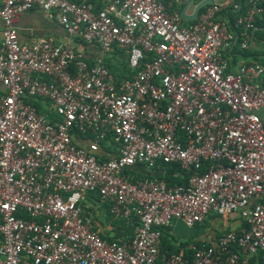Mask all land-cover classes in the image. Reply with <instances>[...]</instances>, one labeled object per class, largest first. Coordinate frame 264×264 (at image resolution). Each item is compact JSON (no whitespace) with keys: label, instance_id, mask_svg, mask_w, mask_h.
<instances>
[{"label":"built area","instance_id":"obj_1","mask_svg":"<svg viewBox=\"0 0 264 264\" xmlns=\"http://www.w3.org/2000/svg\"><path fill=\"white\" fill-rule=\"evenodd\" d=\"M200 1L0 0V264H264V0L181 17ZM32 9L65 40L21 41ZM173 163L184 183L160 177ZM89 196L126 238L94 227ZM233 213L160 246L174 219Z\"/></svg>","mask_w":264,"mask_h":264},{"label":"crops","instance_id":"obj_2","mask_svg":"<svg viewBox=\"0 0 264 264\" xmlns=\"http://www.w3.org/2000/svg\"><path fill=\"white\" fill-rule=\"evenodd\" d=\"M32 13H40L44 17H46L45 13L39 9H32L19 15L15 20V26L17 27L19 39L21 41H27L30 40L31 37L40 35H53L58 40H65L60 27L55 23L54 20L48 19L47 17L46 19L43 17V19H41L40 21L35 20L31 24H27L26 19L30 18ZM19 21H24L23 28L17 26ZM138 170L145 174L154 173L153 170H147L144 168H138ZM88 209L90 211L94 227L100 231L103 237L126 238L129 232V224L121 221L120 219L112 218L108 214L106 206L104 204H100L96 199L89 196ZM173 221H180L181 223H183L178 219H174ZM168 232L173 238H176L171 234L169 228Z\"/></svg>","mask_w":264,"mask_h":264},{"label":"trees","instance_id":"obj_3","mask_svg":"<svg viewBox=\"0 0 264 264\" xmlns=\"http://www.w3.org/2000/svg\"><path fill=\"white\" fill-rule=\"evenodd\" d=\"M119 53V59L116 60L113 56L106 58L107 66L109 67L110 71L113 73L115 77L123 76L125 73H128V68L124 61V57L120 54L119 50H116ZM115 53V52H114ZM246 55V54H245ZM37 109L40 111L39 103H35ZM163 168L160 170L162 177L167 184H175V183H184L186 181V172L180 169L178 164H166L162 166ZM182 175V176H181ZM97 199V198H95ZM174 238L169 234L168 228L161 229V240L160 246L162 249L170 247V241Z\"/></svg>","mask_w":264,"mask_h":264},{"label":"rangeland","instance_id":"obj_4","mask_svg":"<svg viewBox=\"0 0 264 264\" xmlns=\"http://www.w3.org/2000/svg\"><path fill=\"white\" fill-rule=\"evenodd\" d=\"M190 9V8H189ZM42 17V18H41ZM43 15L40 13H32L30 18L26 19L27 24L33 23L35 20L43 19ZM46 19V17H44ZM185 24L187 22H184ZM24 21H19L17 24L18 27L23 28ZM237 217L236 214H230L228 218V222H225L224 218H219L218 216H213L211 220H207L206 222H202L201 224L195 225L194 227H188L181 223L180 221H172L169 226V231L172 235L179 239H187V240H195L200 235L207 232V227L212 226L215 229L223 228L226 225H231V221L233 218Z\"/></svg>","mask_w":264,"mask_h":264},{"label":"water","instance_id":"obj_5","mask_svg":"<svg viewBox=\"0 0 264 264\" xmlns=\"http://www.w3.org/2000/svg\"><path fill=\"white\" fill-rule=\"evenodd\" d=\"M209 2H210V0H203V1L198 2V3L196 4L194 10H193V13H192L191 15H186V14L184 13V9H185V6H184V7L180 10V15H181V17H183V18H186V19H192L193 16H194V14L196 13L197 9H198L201 5H203L204 3H209Z\"/></svg>","mask_w":264,"mask_h":264}]
</instances>
